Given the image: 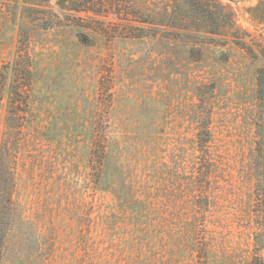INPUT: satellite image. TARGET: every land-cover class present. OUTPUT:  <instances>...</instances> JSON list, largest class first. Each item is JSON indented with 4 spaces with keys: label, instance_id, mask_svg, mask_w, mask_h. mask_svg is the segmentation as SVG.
I'll list each match as a JSON object with an SVG mask.
<instances>
[{
    "label": "rangeland",
    "instance_id": "rangeland-1",
    "mask_svg": "<svg viewBox=\"0 0 264 264\" xmlns=\"http://www.w3.org/2000/svg\"><path fill=\"white\" fill-rule=\"evenodd\" d=\"M114 3L0 0V264H264V0Z\"/></svg>",
    "mask_w": 264,
    "mask_h": 264
},
{
    "label": "trees",
    "instance_id": "trees-1",
    "mask_svg": "<svg viewBox=\"0 0 264 264\" xmlns=\"http://www.w3.org/2000/svg\"><path fill=\"white\" fill-rule=\"evenodd\" d=\"M69 1L70 3L74 4L72 8H70V11H76L78 13H92L94 16L98 18H104L106 19L109 14H112L113 16L120 17V14H117L115 12L116 7H121V4H115L114 0H64L66 3ZM199 2H207V0H196ZM231 1H241V0H231ZM65 4H62L64 6ZM107 10V11H106ZM204 12V11H202ZM129 15V14H128ZM96 19V18H94ZM104 19H98L95 20L97 23H104ZM26 63L21 71V73L24 76H28V80H31L29 76L31 77V70L29 65V58H25ZM18 70H16V73ZM4 80L5 75L2 72V69H0V89L2 90L4 88ZM17 83V82H15ZM14 83L12 86V92L10 94V111L8 120L13 121V119L21 120L24 116H22L20 111H16V109L20 106H27V98L26 96L27 91L26 86H22L20 88L17 87V85ZM29 87V86H28ZM21 99V100H18ZM25 113V112H24ZM97 136L94 137V144L91 152V159L94 161L97 165L100 166L102 169L105 165V161L108 154V148L106 145V137H104L102 134V138L99 137L98 133H96ZM198 140H200V147L202 148L204 143H207L211 139V130L210 127H206L201 129L198 132ZM261 149V148H260ZM261 153V150H260ZM255 170L257 173V186L256 191L261 192L262 187V174L260 173L261 170V164H255ZM13 173L9 167H7L5 164L0 165V263L2 260V256L4 253V246L6 243V238L9 232L10 223L12 220V201H13ZM264 194V192H263ZM258 196H261L259 193Z\"/></svg>",
    "mask_w": 264,
    "mask_h": 264
}]
</instances>
